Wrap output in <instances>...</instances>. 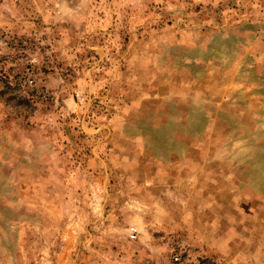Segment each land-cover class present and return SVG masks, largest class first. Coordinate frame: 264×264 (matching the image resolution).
<instances>
[{
    "label": "rangeland",
    "instance_id": "374dc122",
    "mask_svg": "<svg viewBox=\"0 0 264 264\" xmlns=\"http://www.w3.org/2000/svg\"><path fill=\"white\" fill-rule=\"evenodd\" d=\"M174 254L264 264V0H0V264Z\"/></svg>",
    "mask_w": 264,
    "mask_h": 264
},
{
    "label": "built area",
    "instance_id": "2783aa9c",
    "mask_svg": "<svg viewBox=\"0 0 264 264\" xmlns=\"http://www.w3.org/2000/svg\"><path fill=\"white\" fill-rule=\"evenodd\" d=\"M26 79L23 81V85H24V87H27V88H32V89H34V88H36L37 87V85H36V81H35V79H34V77H33V69L30 67V68H28L27 70H26ZM137 229H135V228H133V229H131L130 230V232H129V237H130V239H135L136 238V236H137ZM171 262H172V264H182L181 263V260H180V258H179V256H178V254H174L173 256H172V258H171Z\"/></svg>",
    "mask_w": 264,
    "mask_h": 264
}]
</instances>
